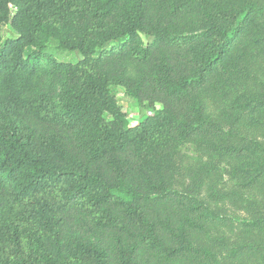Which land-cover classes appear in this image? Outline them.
<instances>
[{
  "label": "trees",
  "instance_id": "1",
  "mask_svg": "<svg viewBox=\"0 0 264 264\" xmlns=\"http://www.w3.org/2000/svg\"><path fill=\"white\" fill-rule=\"evenodd\" d=\"M0 264H264V0H0Z\"/></svg>",
  "mask_w": 264,
  "mask_h": 264
},
{
  "label": "rangeland",
  "instance_id": "2",
  "mask_svg": "<svg viewBox=\"0 0 264 264\" xmlns=\"http://www.w3.org/2000/svg\"><path fill=\"white\" fill-rule=\"evenodd\" d=\"M3 33L5 36L9 35V28L7 25H3L2 27ZM77 56L70 54L67 56V59L70 60H76ZM117 99L122 107V109L124 111H126L127 116H128V120L129 123L131 125L135 124L137 122V117L140 113V110L137 106H135V104L133 103V101L131 99H129L123 92V90L118 89L117 90ZM143 112H147L146 109H142ZM186 154V155H197L194 147L190 144H184L180 147L179 151H178V155L176 158V163H178V160L180 158L181 155Z\"/></svg>",
  "mask_w": 264,
  "mask_h": 264
}]
</instances>
